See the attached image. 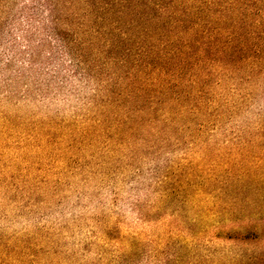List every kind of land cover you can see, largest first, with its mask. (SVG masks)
Segmentation results:
<instances>
[{"label":"trees","instance_id":"16d2710c","mask_svg":"<svg viewBox=\"0 0 264 264\" xmlns=\"http://www.w3.org/2000/svg\"><path fill=\"white\" fill-rule=\"evenodd\" d=\"M20 1L0 0V33L48 22L73 76L98 84L86 127L44 136L100 143L114 161L185 147L159 185L164 208L193 200L192 239L170 237L167 264H264V119L210 144L264 80V0ZM213 239L230 250L209 251Z\"/></svg>","mask_w":264,"mask_h":264},{"label":"rangeland","instance_id":"374dc122","mask_svg":"<svg viewBox=\"0 0 264 264\" xmlns=\"http://www.w3.org/2000/svg\"><path fill=\"white\" fill-rule=\"evenodd\" d=\"M49 26L21 19L0 33V264H167L170 237L192 239L184 221L194 202L164 208L159 180L186 148L114 161L100 143L44 136L56 124L86 127L98 88L73 76V58ZM255 93L214 133L213 147L264 119V80ZM231 244L215 239L209 251Z\"/></svg>","mask_w":264,"mask_h":264}]
</instances>
